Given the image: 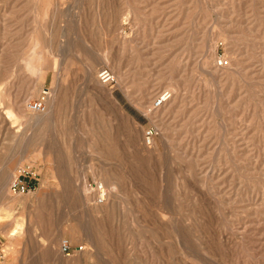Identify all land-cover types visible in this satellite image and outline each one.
Segmentation results:
<instances>
[{
  "label": "rangeland",
  "instance_id": "rangeland-1",
  "mask_svg": "<svg viewBox=\"0 0 264 264\" xmlns=\"http://www.w3.org/2000/svg\"><path fill=\"white\" fill-rule=\"evenodd\" d=\"M0 253L264 264V0H0Z\"/></svg>",
  "mask_w": 264,
  "mask_h": 264
},
{
  "label": "built area",
  "instance_id": "built-area-1",
  "mask_svg": "<svg viewBox=\"0 0 264 264\" xmlns=\"http://www.w3.org/2000/svg\"><path fill=\"white\" fill-rule=\"evenodd\" d=\"M229 64H230V60L225 57L219 60V65L221 66H227ZM99 77L104 83H110L114 80V75L109 69H103L100 72ZM155 103L160 104L161 100L158 98V100ZM30 106L35 110H44L46 108V101L44 98H42L41 100L39 99L35 102H30ZM147 136L148 138H150L151 136L150 131L147 132ZM35 176L36 173L33 170V167L27 166L21 168L19 174H17L16 177L11 182V190L14 193H26L30 191L32 189V186L30 185L29 179L35 178ZM68 249H69V245L67 244V242H65L63 244V250L67 251ZM1 258L2 255L0 253V264H4Z\"/></svg>",
  "mask_w": 264,
  "mask_h": 264
},
{
  "label": "bare ground",
  "instance_id": "bare-ground-1",
  "mask_svg": "<svg viewBox=\"0 0 264 264\" xmlns=\"http://www.w3.org/2000/svg\"><path fill=\"white\" fill-rule=\"evenodd\" d=\"M30 64V62H29ZM230 65H227V66H219L220 69H224V67H229ZM93 75V74H92ZM94 77V76H93ZM96 77V76H95ZM99 81L100 83L103 85L106 84L104 83L100 77H99ZM107 85V84H106ZM59 91V90H58ZM56 94H57V97L55 100H53L51 106H50V109L47 113L46 110H47V105H46V108L44 110H35L34 108H32L30 106V103L27 104L26 106V103H21V106H19L20 108V114L19 116L23 119H27V121H31L33 122L34 124H40V123H43L45 122L46 120L48 119H53L55 116H56V113H57V104H58V101H59V92L56 91ZM159 99L161 100V103L160 104H154L153 105V108L154 109H159L161 108L163 105V107H165L167 105V103L170 101L171 99V94H169V92H166V93H163ZM169 105V103H168ZM157 111V110H156ZM32 123V124H33ZM10 179V178H9ZM99 193L101 192L102 194L104 193L103 192V185H99V188L97 187ZM102 198V197H101ZM102 201V200H101ZM85 251V250H84Z\"/></svg>",
  "mask_w": 264,
  "mask_h": 264
},
{
  "label": "crops",
  "instance_id": "crops-1",
  "mask_svg": "<svg viewBox=\"0 0 264 264\" xmlns=\"http://www.w3.org/2000/svg\"><path fill=\"white\" fill-rule=\"evenodd\" d=\"M46 70H47V69H46ZM15 232H16V231L14 230V231H13V234H14Z\"/></svg>",
  "mask_w": 264,
  "mask_h": 264
}]
</instances>
